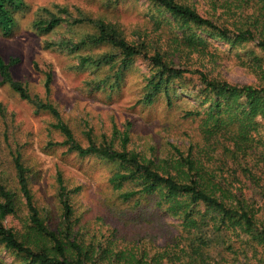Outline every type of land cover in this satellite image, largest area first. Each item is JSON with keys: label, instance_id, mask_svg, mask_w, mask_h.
<instances>
[{"label": "rangeland", "instance_id": "obj_1", "mask_svg": "<svg viewBox=\"0 0 264 264\" xmlns=\"http://www.w3.org/2000/svg\"><path fill=\"white\" fill-rule=\"evenodd\" d=\"M23 1L26 6L16 13L11 33L4 35L0 29V57L5 61L19 57L20 63L11 69L14 78L26 84L33 96L43 99H46L43 71L53 70L50 100L83 144H87L86 132L91 129L97 142L107 138L122 150L121 135L114 140L111 133L116 122L122 130L131 124L129 148L147 158L171 156V145L185 149L190 142H197L203 147L209 143L203 125L209 103L203 99L201 82L189 78L175 82L170 97L162 92L153 103L142 102L152 68L139 57L122 74L117 73L118 65L80 66L82 56L111 51L106 44H88L79 50L61 45L45 47L46 42L57 44L64 38L78 42L95 32L92 24L66 21L50 32L37 30L34 22L46 19L49 11L57 13L60 8H67L74 18L103 19L115 25L129 41H146L152 47H168L171 42L174 58L185 60L187 66L200 64L212 75L232 83L264 85V50L256 46L264 38V0H180L228 25L235 22H239L238 26L250 25L259 35L256 42L244 41L237 47L199 30L207 41L208 51H218L216 60L203 54L205 58L201 55L200 61L197 53L191 54L193 48L185 45L177 51L174 41L183 36L182 31L170 24L173 19L162 6L150 0ZM1 80L0 74V178L14 188L17 186L12 152L19 150L29 169L35 201L53 225L60 222L58 176L61 175L69 189H77L72 195L75 217L79 228L90 235H107L121 246L136 244L152 250L178 234L179 218L156 206L157 195L149 199L138 196L123 199L122 191L111 183V177L120 169L118 163L95 155L80 156L60 145L64 137L54 128L55 118L48 112L37 111L30 101L23 100ZM101 80H105L103 87L96 89L94 83ZM195 110L202 114L188 116ZM260 131L255 134L257 140L247 155L239 154V158L228 151L234 147V141L219 137L215 157L208 165L219 175L224 167L226 172H234L245 186L252 182L246 168L264 178V169L258 173L254 167L256 161L264 159V146L258 144L260 138L264 141V128ZM213 143L215 140L210 141ZM131 185L127 183L122 189ZM24 222L22 214L7 219V224L21 229ZM0 264L22 263L0 244Z\"/></svg>", "mask_w": 264, "mask_h": 264}, {"label": "trees", "instance_id": "obj_2", "mask_svg": "<svg viewBox=\"0 0 264 264\" xmlns=\"http://www.w3.org/2000/svg\"><path fill=\"white\" fill-rule=\"evenodd\" d=\"M150 1L162 6L173 19L169 20L170 24L182 31L183 36H177L174 41L177 51L183 50L185 45L193 48L191 54L197 53L199 61L201 55L205 58L203 54L216 60L218 52L208 51L207 41L199 30L237 47L244 41L256 42L259 36L250 25L238 26L239 22H235L232 27L180 0ZM25 6L23 0H0V29L4 35L11 33L16 13ZM63 21L92 24L95 32L78 42L64 38L57 44L46 42L45 47L61 45L79 50L88 44H106L111 51L82 56L80 66L118 65L119 74L135 58H141L152 68L142 99L146 104L153 103L162 92L169 96L172 85L183 78L199 80L203 99L209 103L203 124L209 143L202 147L190 142L185 149L171 145V156L147 158L129 148L131 124L122 130L114 122L111 133L114 140L121 135L122 150L115 148L107 138L97 142L91 129L86 132L87 144H83L50 100L53 70L43 71L46 78V99H43L33 96L26 84L14 78L11 69L20 63L19 57L12 56L8 61L0 57L1 83L9 85L23 100L30 101L37 111L48 112L55 118L54 128L64 137L60 145L80 156L95 155L118 163L120 169L111 177V183L122 191L121 197L149 199L157 195L156 206L178 217L181 227L176 236L152 250L136 244L124 247L107 235H90L79 228L75 217L72 195L77 189H69L61 175L58 176L60 222L53 225L35 201L29 169L21 152L16 150L12 156L17 186L14 188L0 178V244L22 264H264V178L258 171L264 169V159L254 164L259 176L246 168L252 176L248 186L242 184L234 172H226L225 167L219 175L208 165L215 157L219 137L234 141V147L228 151L235 158H239V154L247 155L257 140L255 134L264 128V85L232 83L212 75L200 64L187 66L185 60L177 58L179 62L174 58L171 42L167 43L168 47L157 48L146 41H129L115 25L98 18H74L67 8H60L57 13L49 11L46 19L34 22V27L50 32ZM256 46L264 50V38ZM104 83L105 80L95 82L94 87L101 89ZM201 114L202 111L195 110L188 116ZM260 139L258 144L264 146ZM212 140L215 144H210ZM127 183H131V187L122 189ZM21 214L25 217L24 229L7 224L9 217Z\"/></svg>", "mask_w": 264, "mask_h": 264}]
</instances>
